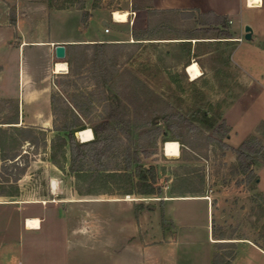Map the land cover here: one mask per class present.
<instances>
[{"label":"rangeland","instance_id":"374dc122","mask_svg":"<svg viewBox=\"0 0 264 264\" xmlns=\"http://www.w3.org/2000/svg\"><path fill=\"white\" fill-rule=\"evenodd\" d=\"M83 3L84 12L132 11L138 5L134 0H0V183L11 194L0 195V264L21 259L23 264H264V8H245L242 21L232 16L239 39L225 49L209 45L215 53L199 56L208 72L196 81L185 71L182 50L146 45L134 36L135 24L116 26L109 14L108 39L122 41H108L114 43L108 58L115 73L104 86L94 72L95 47H74L70 72L51 73L49 44L32 42L105 35L99 12L85 24L83 11L57 10ZM247 24L254 29L251 40L245 38ZM23 40L27 43L20 45ZM67 59L68 53L59 60ZM67 104L68 114L80 118L77 127L111 124L101 141L82 149L91 159L84 164L102 168L96 189L208 193L210 205L203 197L143 206L126 200L90 203L102 241L78 243L79 218L58 217L50 206L45 211L31 202L48 198L53 139L60 134L71 143V131L63 128ZM111 111L115 117H108ZM19 113L21 125L6 124ZM155 115L154 123H146ZM165 138L181 143L179 157L164 154ZM244 141L261 147L251 155L252 172L239 160ZM65 159L58 162L63 166ZM18 165L25 166L23 173ZM113 168L120 172L109 171ZM20 173L24 176L15 181ZM17 197L25 201L11 202ZM39 209L51 234L35 238L20 226L26 214Z\"/></svg>","mask_w":264,"mask_h":264},{"label":"crops","instance_id":"0c3cea01","mask_svg":"<svg viewBox=\"0 0 264 264\" xmlns=\"http://www.w3.org/2000/svg\"><path fill=\"white\" fill-rule=\"evenodd\" d=\"M134 2L138 3V5L135 9L129 11L127 21H131L133 24H135L134 27L138 28L139 30L146 29V38H144L146 39V45H150L152 43L151 45L155 46L158 44L160 48L164 47L166 50H182L181 55L186 57V63L184 64L185 71L189 75L190 81L199 80L208 72V67L202 64V62L199 60V56L202 57L215 53V50L211 49L209 45L217 43L218 49H225V46L228 45L230 41L239 39V36L233 34L232 32L234 17H238V19L242 21L243 10L245 8H264V0H261L259 3L253 6L250 5L248 0H134ZM70 9L83 11V9L78 7L57 8V10L60 11ZM96 12L100 13L99 16L104 24L108 23L106 18L107 15H113V11L108 12L103 9L96 8L95 10L90 12L89 18L84 23L87 24L90 18L93 17L94 13ZM114 21L116 23V26H118L119 23L127 22H119L116 20ZM104 32L105 35H103L102 37H60L49 39L48 41L37 40L32 42L49 44L50 55L52 58L51 73H69V63L64 60H59V58H57L55 55L56 45L65 44L68 53L69 44L73 43L122 41L119 38L108 39L109 37L107 36V34H110L112 32V29L109 32H106L104 28ZM24 43H27V41L23 40L20 45H23ZM59 61L67 63L66 70H63L62 72L56 71V65ZM193 62H197L202 71V75H200L196 79H192L187 70L188 65ZM23 120L24 114L22 117V114L19 113L18 117L14 121H7L6 124L14 123L15 126H19L21 125L18 124L19 121L22 122ZM1 126H3L2 123H0V127ZM90 128L92 129L94 134L93 138L83 141V138L79 134V131L75 133L77 135H75L76 138L80 139L81 142H91L92 140H95L94 129L92 127ZM165 143L163 146L164 154L166 153ZM181 147L182 146L180 143L179 155H165L168 157H179L181 155ZM67 148L68 151L66 153L65 165L59 166L54 161L48 159V164L51 165L50 167H52L50 169L52 175L50 176V190L46 195V197L48 196V198L35 199L31 202L39 205L42 209H45V211H47L48 207L50 206V208L57 211L58 217L68 215L69 218L72 217L71 220L74 221L79 218L78 228L75 230L76 234H81V237L77 241L78 243H81L82 241L97 239L100 240V242L102 241L101 228L97 227L98 217L96 215H92V211L90 212L87 208V204L90 203H96L103 200H126L129 202H133L136 205L143 206L146 205L144 203L149 204L151 201H162L164 203H168L184 198L194 197L206 198L209 202V205L211 203V197L208 193L189 194L179 193L174 190L171 194L168 193L161 195L154 194L152 193V191H146V189H144L138 192L126 190L124 191V193L119 194L111 190H98L95 188V184L100 180H96V173H98V169L101 170L102 168L100 166H96L97 164L95 165L91 163H83V161L91 162V159L88 158L89 155H87V152L85 153V155L82 154L80 156L77 167H74L72 160L71 143H68ZM98 164L101 165V163L99 162ZM90 168L92 169L89 170ZM109 171H111L112 173L120 172V170L115 168ZM23 176H21V178ZM21 178L19 180H21ZM143 178H146L145 173L143 174ZM109 184H111V182ZM12 200H15L11 201L15 203L25 201L20 200L19 197ZM79 209L81 210V212ZM76 210H79L80 213L75 212ZM39 211L40 209L34 214H26L25 216L27 219L25 220L24 224L20 226V230L32 233L35 238H38L42 233H46L48 234L47 236H50L49 234L51 233L49 231L45 232L44 230L46 216L42 214L45 213H41ZM29 218H38L40 220V223L38 225L31 226L28 224ZM54 231V233H58L56 230ZM53 237L54 236H52V239ZM19 264H23L22 259L20 260Z\"/></svg>","mask_w":264,"mask_h":264},{"label":"trees","instance_id":"16d2710c","mask_svg":"<svg viewBox=\"0 0 264 264\" xmlns=\"http://www.w3.org/2000/svg\"><path fill=\"white\" fill-rule=\"evenodd\" d=\"M74 5V4H73ZM78 8L81 9H85V5L80 4V6H78ZM90 12L88 10H83V20L84 22L87 21V19L89 18ZM134 36H136L137 39H142V38H146V29L144 30H136L134 32ZM114 43L111 42H95V43H73V44H69V49H68V54H69V59H67L70 67H71V55L73 53V48L74 47H81L83 45H87L88 47H95L97 49V51H95L94 56L95 59L99 62H97V65H95L94 67V72H96V75L98 77V81L104 85V86H110L112 81H113V77H114V69L110 64V59L108 58L109 55V49L111 46H113ZM112 102H115V99L112 98L111 99ZM115 104V103H114ZM67 109L64 111L68 112L72 111L71 106L69 104H67ZM78 107L85 112L84 108L82 107V105L78 104ZM87 112V111H86ZM66 114V115H67ZM108 117H115L114 113L111 111L108 114ZM65 123L63 125V128L66 130H70L71 134H70V139H71V148H72V152H73V166L77 167V163H78V156L77 155H84V152H82V149L84 150V148L86 146H89L90 144H96L97 142L101 141L104 138L103 132L106 130H111V124H109V121H103L101 124L96 125L94 127H92L94 129L95 132V140H92L91 142H79L75 136V133L77 131H80L84 128H86V126H82V127H77L78 121L80 120L79 116L77 113L72 112V115L70 116L69 114L65 117ZM157 118V116H153L151 119L147 120L146 123H154L155 119ZM11 127V126H10ZM22 130V128H21ZM31 136H25L24 141H28V142H32L33 140H31ZM174 140V138H165V142L168 140ZM52 146L55 154L53 155L52 160L58 164L59 166H62L59 162H58V158L60 156H62L64 159L66 158V152H67V145H68V140L66 138V136L64 135H58L56 136L53 141H52ZM259 144L257 142L254 141H244L241 145V149L239 150L238 154H239V160L241 162V166L243 167L244 171L246 172H252L253 169L250 168L251 167V163H252V157L251 155L253 153H257L260 152L261 147L259 149ZM99 151V150H98ZM20 155V152L15 153V160L17 161V156ZM22 156V155H21ZM9 157L6 155L5 159H8ZM19 166V165H18ZM20 171L23 173L24 170L26 169L25 166H19ZM21 173L19 176H17L15 178V181L19 180L21 178ZM9 181V179H8ZM7 184H3L0 183V195H11L8 190H5V188H7L8 186H6ZM10 185V187L14 188L15 186H13L14 184H8Z\"/></svg>","mask_w":264,"mask_h":264},{"label":"bare ground","instance_id":"6f19581e","mask_svg":"<svg viewBox=\"0 0 264 264\" xmlns=\"http://www.w3.org/2000/svg\"><path fill=\"white\" fill-rule=\"evenodd\" d=\"M261 0H249L250 5H255L259 3ZM114 18L116 21L123 22L128 20L129 11L128 10H115L113 12ZM67 69V63L63 61H59L56 65V71L62 72L63 70ZM187 70L192 79L198 78L202 75V71L197 62L190 63L187 67ZM79 134L82 136L83 141L89 140L93 138V131L90 127L82 129L79 131ZM78 134V135H79ZM80 136V137H81ZM165 154L168 156H177L180 154V143L177 140H168L165 143ZM40 220L38 218H29L28 224L31 226L38 225Z\"/></svg>","mask_w":264,"mask_h":264},{"label":"water","instance_id":"95a60500","mask_svg":"<svg viewBox=\"0 0 264 264\" xmlns=\"http://www.w3.org/2000/svg\"><path fill=\"white\" fill-rule=\"evenodd\" d=\"M245 38L251 40L253 38L254 29L251 25L245 26ZM55 55L59 59H64L67 56V49L65 44H57L55 47Z\"/></svg>","mask_w":264,"mask_h":264},{"label":"built area","instance_id":"2783aa9c","mask_svg":"<svg viewBox=\"0 0 264 264\" xmlns=\"http://www.w3.org/2000/svg\"><path fill=\"white\" fill-rule=\"evenodd\" d=\"M113 19L115 20L114 15H113ZM110 30H111L110 25H109V23H107L106 26H105V31L109 32Z\"/></svg>","mask_w":264,"mask_h":264}]
</instances>
